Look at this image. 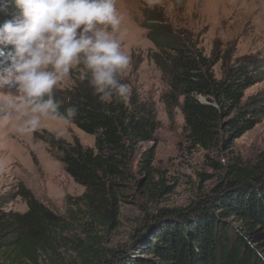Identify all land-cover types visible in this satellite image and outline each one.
<instances>
[{"label":"trees","instance_id":"trees-1","mask_svg":"<svg viewBox=\"0 0 264 264\" xmlns=\"http://www.w3.org/2000/svg\"><path fill=\"white\" fill-rule=\"evenodd\" d=\"M15 9L0 12V24ZM144 27L155 50L149 55L166 89L165 110L178 108L189 150L203 151L206 171L196 173V192L186 206L163 207L173 192L156 168L157 129L152 101L130 87L126 99L102 102L83 68L76 67L68 88H55L59 111L77 108L72 124L94 136V145L41 136L64 171L83 187L68 197L64 213L39 201L24 185L23 212L5 209L0 196V264H264V150L244 159L233 141L264 116V90L244 97L264 80L262 59H241L222 66L205 55L192 37L173 28L157 6H143ZM211 182L210 185H205ZM136 200L140 216L125 241H114L122 206Z\"/></svg>","mask_w":264,"mask_h":264},{"label":"rangeland","instance_id":"rangeland-1","mask_svg":"<svg viewBox=\"0 0 264 264\" xmlns=\"http://www.w3.org/2000/svg\"><path fill=\"white\" fill-rule=\"evenodd\" d=\"M145 5L161 8L173 28L190 35L205 55L217 57L219 61L213 70L219 77L222 66L234 65L241 59H262L264 64V0H116L122 17L117 36L122 50L130 57V65L123 73L139 96L153 102L157 120L154 142L142 143L140 150L154 146L153 165L163 170L174 185L173 192L163 198L160 206H186L196 192V173L206 171L202 165L203 151L187 148L180 110L175 108L168 114L161 100L166 82L149 58L155 48L144 27L141 9ZM71 84L70 75L56 88H68ZM263 90L264 80L247 88L244 97ZM21 123L12 105L0 97V196L9 198L5 209L25 211L26 205L20 197H9L22 184L43 204L64 213L68 197H78L83 187L64 171L40 137L54 135L65 142L76 140L84 147H92L94 136L72 123L65 125L59 120L43 118L38 130L20 134L16 129ZM232 150L244 159H252L264 150V116L233 141ZM121 213L116 242L127 239L140 216L136 200L125 202Z\"/></svg>","mask_w":264,"mask_h":264},{"label":"clouds","instance_id":"clouds-1","mask_svg":"<svg viewBox=\"0 0 264 264\" xmlns=\"http://www.w3.org/2000/svg\"><path fill=\"white\" fill-rule=\"evenodd\" d=\"M9 5L15 11L0 24V97L21 119L18 133L35 132L42 118L72 122L77 108L62 114L54 90L76 67L102 102L128 98L116 0H0V12Z\"/></svg>","mask_w":264,"mask_h":264}]
</instances>
